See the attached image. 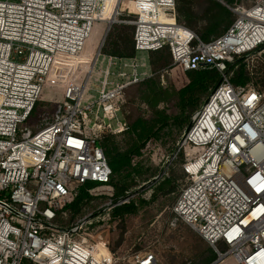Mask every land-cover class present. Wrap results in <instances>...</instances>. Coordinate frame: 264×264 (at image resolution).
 <instances>
[{"label":"built area","instance_id":"obj_1","mask_svg":"<svg viewBox=\"0 0 264 264\" xmlns=\"http://www.w3.org/2000/svg\"><path fill=\"white\" fill-rule=\"evenodd\" d=\"M218 1L235 21L204 42L177 22L176 0H0V264H159L153 252L122 260L102 235L106 229L91 233L96 225L109 229L113 209L155 178L114 203L100 144L104 135L129 129L119 119L121 105L129 86L152 76L139 70L145 63L109 55L96 98L87 89L102 48L87 75L75 74L95 22L112 24L125 10L135 17L136 53L167 49L165 72L186 76L182 86L194 70L216 69L222 77L177 143L187 182L171 226L184 223L198 233L217 252L212 264H264V92L236 87L228 74L237 58L264 48V0ZM45 86L61 87L62 100L32 124ZM89 183L109 189L110 203L60 225L77 187Z\"/></svg>","mask_w":264,"mask_h":264},{"label":"trees","instance_id":"obj_2","mask_svg":"<svg viewBox=\"0 0 264 264\" xmlns=\"http://www.w3.org/2000/svg\"><path fill=\"white\" fill-rule=\"evenodd\" d=\"M235 18L234 13L218 0H176L177 22L193 30L204 42L213 41L223 35ZM114 30L117 31L114 32L115 34L112 33L109 40L107 39L104 53L116 57L134 58L136 56L133 42L134 26L121 24ZM150 53L151 66L158 67L160 62H162L159 66L161 68L169 65L170 53L167 49ZM228 69L230 81L234 86H246L251 81L244 58H237ZM153 76L136 84L139 87L137 103L140 112L132 123L127 122L129 129L121 134H106L100 141L112 169L110 184L115 190V195L110 197L114 203H119V198L122 196L127 197L126 192L133 191L158 175L159 165L147 166L145 160L158 147L175 151L177 143L190 125L193 112L222 80L221 74L216 69L194 70L188 73L187 85L175 88L172 85H161L157 77ZM169 102L175 103L173 112L168 109ZM178 155L176 158L181 165L183 158ZM185 176L180 179L164 176L155 181L151 186L153 190L151 196L155 198L157 194L176 193L178 183L183 182ZM99 186L98 183L82 186L77 195H72L64 211L76 216L92 199L104 197L89 194L90 189ZM147 203L145 200H140L138 203L135 199H130L128 203L113 209L112 218L119 220L135 214ZM217 258V253L209 250L202 264H212Z\"/></svg>","mask_w":264,"mask_h":264},{"label":"rangeland","instance_id":"obj_3","mask_svg":"<svg viewBox=\"0 0 264 264\" xmlns=\"http://www.w3.org/2000/svg\"><path fill=\"white\" fill-rule=\"evenodd\" d=\"M228 1H237V3L245 6L251 4L249 0ZM134 19V15L129 13L128 10H125L112 25L108 22H95L92 34L81 55L82 64H79L75 71V74L78 75L79 78L87 75L86 71L94 66L96 55L99 49L102 48L103 55H101L96 62L94 74L87 89L93 98L98 96L97 91L100 88V83L96 81V78L103 77V71L108 65L109 55L105 54L103 51L107 39H110L109 37L112 33H116L117 30H114L116 26H120L121 24L133 26L132 22ZM165 55H167V53ZM136 57L139 64L145 63L146 65L145 67L141 66L139 70L141 72L148 71L152 76L154 75L157 77L163 86L172 85L175 88H181L183 87V82H187L188 80L186 76L180 78L166 73L165 70L167 66L162 68L159 67L162 62H160L158 67L151 66L149 62L151 58L150 52H138L136 53ZM242 58L245 60L246 68L251 78V81L245 87H254L264 92V48ZM169 61L170 64V57ZM113 70L116 71L114 68ZM126 70L128 72L131 71L129 68ZM115 80H118V78L115 77ZM62 97L63 91L61 87L45 86L34 114L36 122H33L32 119L29 122L37 124V119L40 118L43 113H54ZM137 98H139V87L137 85L129 86L125 91L124 100L121 105L122 111L121 116H119L120 120L123 121L125 119L128 123H132L136 119L140 112ZM174 107V102L168 103L170 112L174 111ZM100 115L103 116L102 111ZM93 122L94 120L92 119L91 124ZM105 122L109 123L110 120L105 118ZM111 123L115 126L117 124V119L111 120ZM32 129L34 130V126ZM176 148L177 145L174 152L171 151V149H166V147H158L155 151L153 150L150 156H148V159L145 160L147 166L159 165L160 171L158 175L162 173V177L173 176L178 179L182 178L185 175L181 167L182 164L180 165V162L176 158ZM178 156L184 158L182 154ZM186 182L187 178L185 176V180L178 183L176 193L169 195L157 194L155 198L150 196V194H153L151 186L154 183H149L151 184L150 187L149 184H147L142 195L132 197L138 203L140 200L148 202L144 204L137 213L128 215L119 220H114L112 218V220L109 221L111 226L109 229L106 228V226H93L91 228V233L98 235L103 229H106L102 235L108 239L110 249L122 260H129L131 255L135 252L143 251L153 252L157 256L159 264H202V260L209 254V250L215 252L216 250L186 224L179 223L177 227H172L170 224L174 217L172 207ZM81 187H77V191H80ZM89 194L92 196L102 195L104 197L92 199L76 216L71 212H64L58 220L60 225H73L91 212L100 210L111 201V192L109 189L102 186L90 189ZM95 238H97V236H95ZM219 248L222 251L225 250L221 245H219Z\"/></svg>","mask_w":264,"mask_h":264},{"label":"water","instance_id":"obj_4","mask_svg":"<svg viewBox=\"0 0 264 264\" xmlns=\"http://www.w3.org/2000/svg\"><path fill=\"white\" fill-rule=\"evenodd\" d=\"M112 25V24H111ZM110 25V26H111ZM110 28V27H109ZM109 30V29H108ZM191 125V124H190ZM190 125L188 126V128H187V130L190 128ZM163 174L162 173H160L159 175H157L150 183L152 184V183H154L157 179H159L161 176H162ZM216 262V261H215Z\"/></svg>","mask_w":264,"mask_h":264},{"label":"bare ground","instance_id":"obj_5","mask_svg":"<svg viewBox=\"0 0 264 264\" xmlns=\"http://www.w3.org/2000/svg\"><path fill=\"white\" fill-rule=\"evenodd\" d=\"M113 18H110V21L112 22Z\"/></svg>","mask_w":264,"mask_h":264}]
</instances>
